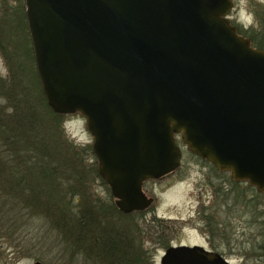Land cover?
<instances>
[{
	"label": "water",
	"instance_id": "obj_1",
	"mask_svg": "<svg viewBox=\"0 0 264 264\" xmlns=\"http://www.w3.org/2000/svg\"><path fill=\"white\" fill-rule=\"evenodd\" d=\"M48 105L81 114L118 209L151 207L144 183L194 154L264 190V50L233 0H25ZM34 264H44L36 260ZM161 264H232L201 245Z\"/></svg>",
	"mask_w": 264,
	"mask_h": 264
},
{
	"label": "trees",
	"instance_id": "obj_2",
	"mask_svg": "<svg viewBox=\"0 0 264 264\" xmlns=\"http://www.w3.org/2000/svg\"><path fill=\"white\" fill-rule=\"evenodd\" d=\"M23 1L27 46L11 49L1 43L5 51L11 49L13 81L0 77V99L7 101L0 103V240L44 221L47 232L58 236L77 264H148L144 231L138 222L133 226L122 220L144 211L121 212L111 189L106 198L98 196L95 180L107 188L108 183L99 174L92 144L71 140L64 128L65 115L47 103ZM24 241L16 251L20 257L30 252Z\"/></svg>",
	"mask_w": 264,
	"mask_h": 264
},
{
	"label": "rangeland",
	"instance_id": "obj_3",
	"mask_svg": "<svg viewBox=\"0 0 264 264\" xmlns=\"http://www.w3.org/2000/svg\"><path fill=\"white\" fill-rule=\"evenodd\" d=\"M252 2L253 0H235L234 16L244 23L250 22L249 13ZM254 2L262 4L264 0H254ZM23 5V0H0V77L8 83L13 81L8 64L9 53L13 47L19 49L20 46L26 45L23 41L25 37L27 38L28 29L23 15ZM10 35L13 36V40L9 39ZM1 43H6L11 48L9 52L5 51L8 49L3 48ZM34 93L38 94L35 85ZM6 102L5 98L0 99L1 104ZM64 128L68 137L74 142L82 145L93 144V136L87 128L83 115L78 113L65 115ZM177 141L183 154L180 171L160 179L147 180L144 183V190L148 196L155 198L154 204L136 218H130L129 221L122 218L133 226L138 222V227L144 231L141 236L144 238L143 244L148 264H161V257L172 241L187 244L202 240L200 224L195 212L200 197L196 183H199L202 168L213 169L214 167L195 157L180 136ZM94 185L98 196L106 198L109 195V185L108 189L99 179L95 180ZM241 210L242 208L239 207V215L236 211L233 212L238 219L232 223H226L225 234L228 233L229 238L232 236H242L245 239L253 237L254 239L247 245L251 246L255 243L256 236L250 233L260 230V226L252 228L248 223V216L244 215L247 218L241 216ZM116 220H119L118 216ZM47 230L44 221H36L24 232H10L8 237L0 240V264H34L36 260H41L44 264H77L58 240V236L55 233H48ZM20 240H25L23 244L30 248L26 256L20 257V253L16 252L20 249L18 247ZM239 240L242 241V239ZM227 258L232 260L235 256L228 255Z\"/></svg>",
	"mask_w": 264,
	"mask_h": 264
},
{
	"label": "flooded vegetation",
	"instance_id": "obj_4",
	"mask_svg": "<svg viewBox=\"0 0 264 264\" xmlns=\"http://www.w3.org/2000/svg\"><path fill=\"white\" fill-rule=\"evenodd\" d=\"M234 4L235 0L229 12L232 24L236 26L240 34L250 38L253 46L264 50V3H256L253 0L249 13L251 21L245 23L234 16ZM193 155L210 163L214 168L200 170L199 183H196L200 197L195 212L199 220L202 240L187 243V245H201L208 251L219 253L225 258L233 255L235 259H229L232 264H264V190H259L248 181H237L230 171L220 170L208 160L194 153ZM182 162L183 156L181 166L168 175L180 171ZM239 207L242 208L241 216L244 218H247L244 215L248 216V223L252 228L260 226V230L250 233L256 236L255 243L251 246L247 245L254 239L253 237L245 239L242 236H232L229 238L228 233L225 234L226 223H232L238 219L233 212L236 211L239 215ZM228 210L230 211L227 212ZM181 244L186 243L172 241L169 247Z\"/></svg>",
	"mask_w": 264,
	"mask_h": 264
}]
</instances>
